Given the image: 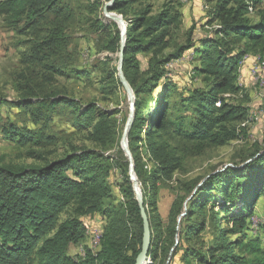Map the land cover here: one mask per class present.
Listing matches in <instances>:
<instances>
[{"label":"trees","instance_id":"trees-1","mask_svg":"<svg viewBox=\"0 0 264 264\" xmlns=\"http://www.w3.org/2000/svg\"><path fill=\"white\" fill-rule=\"evenodd\" d=\"M206 1L213 5L206 13L205 24L217 27L195 42L191 26L186 42L167 56L162 53L181 24L175 0L164 2L157 12L144 0H114L111 6L126 24L123 72L135 94L128 144L149 219L148 254L153 262L162 252L164 238L173 245L177 216L189 197L173 201L163 227L157 203L159 183L170 180L182 168L186 155L200 154L208 147L223 146L238 138L239 123L246 118L248 107L228 103L224 96L241 90L237 78L243 57L250 53L264 56V0ZM101 6L102 2H95L88 11L89 20L100 32L102 48L118 53V27L101 14ZM0 16L13 26L24 22L22 32L52 18V27L49 23L46 34L34 42L31 54L33 58L37 53L41 59H50L48 56L62 45V30L71 23L75 10L67 0H0ZM189 50L195 62L192 77H200L203 86L178 93L174 80L166 76L165 65ZM139 54L148 55L144 71ZM110 61L107 58L100 63L101 88H122L116 65H110ZM43 65L50 78L52 73H65L54 62ZM73 71L78 76L84 74ZM30 89L34 94L35 88ZM176 92L178 113L172 110L170 101ZM46 94L38 102L44 109L52 111L57 105L72 108L73 125L85 130L92 143L101 147L113 143L116 129L111 114L98 110L93 103L81 110L73 97L57 89ZM41 133L26 130L25 134L11 136L18 135L21 145L39 144ZM119 153L121 161L85 147L55 159L43 157L41 164L0 163V264H135L142 244V218L128 162L121 149ZM246 160L242 165L210 173L194 192L190 188L175 249V253L182 250V264H264L263 236L251 233L250 221L257 201L264 198V148L256 149ZM144 162L152 164L150 170L143 168ZM113 168L121 175L117 183L123 201L119 203L111 198ZM218 197L222 199L220 204ZM64 213L67 216L61 219ZM94 214L106 220L99 250L87 249L83 257L69 255L71 245L86 239L88 229L82 217ZM207 218L214 230L213 243L208 245L201 238Z\"/></svg>","mask_w":264,"mask_h":264},{"label":"rangeland","instance_id":"rangeland-1","mask_svg":"<svg viewBox=\"0 0 264 264\" xmlns=\"http://www.w3.org/2000/svg\"><path fill=\"white\" fill-rule=\"evenodd\" d=\"M67 1L74 8L75 16L65 30H62V45L55 48V52L48 56L50 59H41L42 55L40 56L39 53L40 58L37 57V53L33 58L31 54L34 42L40 40L46 34L45 30L52 27L53 23L50 21L52 18H49L50 27H48L49 23L43 21L35 28L23 29L22 32L24 22L13 26L3 16H0V163L41 164L43 157L55 159L74 148L81 149L85 147L99 149L114 160L119 159L121 161L119 153L121 149L120 139L128 117L129 100L123 87L101 88L100 79L103 72L100 63L107 58H111L110 65H116L118 53H112L102 48L103 41L100 40V32L94 30L88 16L89 9L96 1L102 2L104 6L108 0ZM144 1L152 4L153 12H157L162 4L168 0ZM175 4L176 9L181 13V24L172 32L171 44L169 48L164 50L162 56H167L178 45L186 42V33L191 26L194 28L193 38L199 36L194 41L212 34L215 28L214 25L205 24L206 13L212 7V2L209 3L206 0H175ZM103 6L100 7L101 14H103ZM183 9L185 15L182 13ZM186 54L188 55L186 56ZM245 56L238 68L237 83L241 90L235 94L228 93L224 96L228 103L243 104L248 107L246 118L239 123L241 132L236 140L226 145L208 147L200 154L186 155L182 161V168L175 171L170 180L159 183L157 203L163 227L167 225L171 204L177 197L190 196V188H193L192 191H194L210 173L223 170L227 166L242 165L253 151L264 148V56L262 57L256 53L246 54ZM192 57L193 51L189 50L179 59L194 64ZM255 58L260 59V62H255ZM139 59L141 61L140 68L144 71L148 65V55L139 54ZM179 59L171 60L165 65L166 76L174 80L179 89V92H177L180 93L184 88L192 86H203L200 77H192L193 66L185 68V65L180 64L182 61L178 62ZM246 61H249L248 64H246ZM49 62L62 66L65 73H52L50 78L43 65ZM243 66L248 68L249 79L243 77ZM73 70L84 71V74L78 76L74 74ZM255 70L256 73L253 74L252 71ZM31 86L35 88L34 94L30 93ZM55 89L73 97L81 110L88 103H93L98 110L111 114L116 129L113 143L107 147L96 146L92 143L87 138L85 130L73 125L74 114L72 108L57 105L52 111H48L38 104L42 96H46V93ZM177 92L170 100L171 108L175 113L181 111ZM24 102L26 103L24 104ZM26 130L42 132L41 142L39 144L29 142L26 145H21L16 138L19 134H25ZM14 134L18 135L12 137L11 135ZM151 167L150 162H144L143 168L145 170L148 171ZM120 177L119 170L113 168L110 182L112 186L111 198L113 199L111 200L114 203L123 201L117 183ZM186 200L185 202H187ZM217 200L218 204L222 202L219 197ZM184 209L182 212L185 211ZM67 213H64L61 219H65ZM179 215L176 220V232L173 235L174 240L178 236V242L181 221V219L178 221ZM82 220L84 226L89 230V234L86 235L83 243L71 245L68 248L67 253L74 257L79 255V257H83L87 249L95 251V248H92V237L95 232L101 235L106 224V220L99 214L83 216ZM255 220L259 221L262 229H257L255 226L257 223L255 225L252 223ZM250 221L251 228H254L251 229V233L258 234L260 232L264 242L263 197L257 201ZM201 238L206 245L213 243L214 230L209 218H207V227L201 233ZM174 240L173 245L170 246L172 242L170 243L167 238H164L161 242L163 246L159 257L153 262L149 256V262L151 264H182L180 261L182 250L175 253L178 242L175 245L176 241ZM96 250L98 251L99 247ZM193 264L196 263L193 262Z\"/></svg>","mask_w":264,"mask_h":264},{"label":"water","instance_id":"water-1","mask_svg":"<svg viewBox=\"0 0 264 264\" xmlns=\"http://www.w3.org/2000/svg\"><path fill=\"white\" fill-rule=\"evenodd\" d=\"M113 1L114 0H108L104 4L102 11H103V15L105 17L111 18L112 20H114V22L116 23L118 30H119L120 49H119V52L117 54L118 58H117V63H116V70H117L118 79H119L123 89L125 90L127 97H128V100H129V112H128V117H127V120L125 123L124 130H123L122 135H121L120 147H121L124 155L126 156V160L128 162V175H129V178L132 182V187H133L135 199L137 200V203H138V206L140 209L141 218H142V227H143L142 244H141V249L136 256L135 264H151V262H149L150 257L148 254L149 248H150V242H151V229H150L148 215H147V212H146L145 206H144L143 194H142V191H141V188L139 185V180H138V177H137V174L135 171L133 156H132L131 150L129 148V144H128V135H129V131L131 129V125H132V122L134 119V112H135V110H134L135 109V94H134L133 89L131 88V86H130L129 82L127 81V79L124 75V72H123L124 46H125V40H126V38H125L126 24H125L121 14L111 10V6L113 4ZM195 189H194V191H195ZM189 197L187 198V200L189 199ZM185 203L186 202H184V208L186 207ZM184 214H185V211H183L179 215L178 221L181 219V217ZM175 241H176L175 242V245H176V243L178 242V236L176 237ZM175 245L173 246V248L175 247Z\"/></svg>","mask_w":264,"mask_h":264},{"label":"crops","instance_id":"crops-1","mask_svg":"<svg viewBox=\"0 0 264 264\" xmlns=\"http://www.w3.org/2000/svg\"><path fill=\"white\" fill-rule=\"evenodd\" d=\"M186 10H187V8H186ZM182 13H183V15H185V10H184V9L182 10ZM197 37H199V36H196L195 38H197ZM195 38H193V39H195ZM195 41H197V39H196ZM187 55H188V54H186V56H187ZM180 61H182V62H180ZM178 62H180V64H182V65H185V68H186V67H192V66L194 65L193 63L191 64V62H188V61H187V63H186L185 60H180V59L178 60ZM248 62H249V61H246V64H248ZM180 64H179V65H180ZM242 72H243V77H244V78H246V77L248 78V75H249L248 68H245V66H243V68H242ZM248 79H249V78H248Z\"/></svg>","mask_w":264,"mask_h":264},{"label":"bare ground","instance_id":"bare-ground-1","mask_svg":"<svg viewBox=\"0 0 264 264\" xmlns=\"http://www.w3.org/2000/svg\"><path fill=\"white\" fill-rule=\"evenodd\" d=\"M214 27H217L216 25H214ZM257 83V82H256ZM225 95H227V94H225ZM254 225H255V223H257V224H259V221H257V220H255V221H253L252 222ZM264 223V222H263ZM257 224L255 225L256 227H257ZM253 225V226H254ZM253 228V227H252ZM254 229V228H253ZM257 230V229H256ZM89 234V230H87L86 231V235H88ZM100 238H101V235L100 234H97V236L95 237V239H93V237H92V243H93V246L92 245H90V246H92V248H95V251H96V248H98L99 247V244H100ZM89 248H91V247H89ZM83 255H85V254H83ZM80 256V255H79Z\"/></svg>","mask_w":264,"mask_h":264},{"label":"built area","instance_id":"built-area-1","mask_svg":"<svg viewBox=\"0 0 264 264\" xmlns=\"http://www.w3.org/2000/svg\"><path fill=\"white\" fill-rule=\"evenodd\" d=\"M255 62L259 63L260 62V59L255 58ZM252 73L255 74L256 73V70L255 71H252ZM257 229H262V228H260V224H257ZM96 236H97V233L95 232V234L93 236V239H95Z\"/></svg>","mask_w":264,"mask_h":264}]
</instances>
